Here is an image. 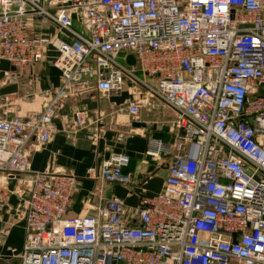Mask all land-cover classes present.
Here are the masks:
<instances>
[{
  "label": "built area",
  "instance_id": "built-area-1",
  "mask_svg": "<svg viewBox=\"0 0 264 264\" xmlns=\"http://www.w3.org/2000/svg\"><path fill=\"white\" fill-rule=\"evenodd\" d=\"M45 2L57 5L0 0V62L13 68L6 74H31L50 45L61 72L41 113L0 117V176H24L18 264H264V0H63L71 6L56 12ZM28 9L65 37H31ZM127 80L146 96L127 105L130 123L153 99L175 113L172 142L150 140L145 153L171 157L164 188L139 200L138 224L118 197L95 216L70 217L78 179L32 171L27 148L51 140L71 99L90 89L121 93ZM105 121L99 114L93 122L96 142ZM128 163L112 156L102 179L132 185ZM9 196L0 180V208Z\"/></svg>",
  "mask_w": 264,
  "mask_h": 264
},
{
  "label": "crops",
  "instance_id": "crops-1",
  "mask_svg": "<svg viewBox=\"0 0 264 264\" xmlns=\"http://www.w3.org/2000/svg\"><path fill=\"white\" fill-rule=\"evenodd\" d=\"M62 1L53 0L57 5L45 2L43 6L56 12L64 7L59 5ZM24 21L31 37L63 36L55 24L41 20L29 9ZM57 57V50L50 45L31 74L12 79L0 71V117L29 119L42 112L50 94L61 84V72L53 66ZM6 96L11 101L5 104L2 98ZM145 97L131 82L118 94L87 90L71 99L55 119L56 129L48 143L41 145L34 140L29 144L27 152L32 171H54L78 179L70 217L95 216L107 200L118 197L126 203L131 224H138L139 200L162 192L171 157L167 155L156 162L145 153L150 140L172 142L169 124L176 116L163 102L153 99L151 106L142 108L141 121L130 123L127 105L134 101L144 103ZM99 114L104 115L106 121L102 136L96 142L92 139L93 122ZM119 154L129 158L125 171L134 175L130 186L109 184L101 177L103 163ZM22 177L0 176L10 193L8 201L0 208V264H18L25 244L26 223L20 213L25 203L19 188Z\"/></svg>",
  "mask_w": 264,
  "mask_h": 264
},
{
  "label": "water",
  "instance_id": "water-1",
  "mask_svg": "<svg viewBox=\"0 0 264 264\" xmlns=\"http://www.w3.org/2000/svg\"><path fill=\"white\" fill-rule=\"evenodd\" d=\"M127 63L130 66H135L136 65L135 57L133 55H129L127 58ZM10 70H13V68L11 67V64L8 61L0 62V71L9 72Z\"/></svg>",
  "mask_w": 264,
  "mask_h": 264
},
{
  "label": "rangeland",
  "instance_id": "rangeland-1",
  "mask_svg": "<svg viewBox=\"0 0 264 264\" xmlns=\"http://www.w3.org/2000/svg\"><path fill=\"white\" fill-rule=\"evenodd\" d=\"M71 6V4L70 3H65L64 4V7H70ZM75 28L76 29H78V28H80V26H79V23H75ZM65 36H64V34H63V36H62V38H64ZM126 56H127V54H125V53H123L122 55H121V57L119 58V61L121 62V63H126V61H125V59H126ZM127 82H130L129 80H127Z\"/></svg>",
  "mask_w": 264,
  "mask_h": 264
}]
</instances>
